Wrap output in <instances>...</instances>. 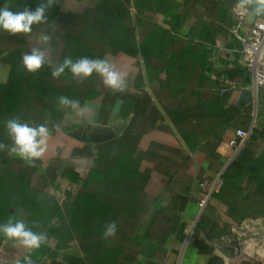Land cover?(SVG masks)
I'll use <instances>...</instances> for the list:
<instances>
[{"label":"trees","instance_id":"1","mask_svg":"<svg viewBox=\"0 0 264 264\" xmlns=\"http://www.w3.org/2000/svg\"><path fill=\"white\" fill-rule=\"evenodd\" d=\"M66 1L57 0L47 10V21L34 25L27 36L0 30V61L9 68L7 80L0 83V129L5 128L6 120L18 118L31 126L45 124L52 133H68L69 129L62 127L65 112L58 108L59 96L78 99L81 105L103 97L98 117L102 122L118 92L105 87L96 74L76 83L67 70L54 79L48 65L36 73L27 72L22 57L30 50L29 40L41 33L51 35L53 64L68 56L73 60L99 57L111 63L108 55L121 52L135 59L140 55L141 61L134 63L139 69L135 88L141 93L136 99L124 100L120 115L123 119L133 115L132 121L121 136L99 144L104 148L94 152L96 157L87 177L81 178L74 169L66 168L70 177L67 173L63 176L80 189L74 200L64 203L62 212L53 198L51 203L36 200L28 211L23 210L32 168L16 156L10 157L6 150L0 151V222L23 219L28 227L46 235L41 245L49 246L55 241L49 254L52 262L48 264H134L144 243L154 238L160 227H168L173 235L184 233L182 212L190 199L193 180L190 152L201 150L205 144L218 146L231 129L246 130L251 116L236 106L234 90L228 88L224 92L222 86L205 76L211 64L198 58L201 45H195L193 39L207 41L212 33L207 29L204 36L191 34L189 40H182L179 33L183 22L175 12L178 5L173 0H89L90 6L77 11L64 10ZM75 1L84 4V0ZM236 1L220 2V21L227 26ZM40 2L5 0L0 7L7 4L12 11L25 7L35 10ZM168 12L171 29L157 31L147 13ZM163 73L165 79L161 78ZM203 89L212 91L208 99L201 98ZM155 129L178 134L184 145H158L140 151L142 137ZM252 133L264 141V128L253 129ZM77 141L87 147L98 146ZM0 142L11 143L7 132L0 136ZM209 159V169L216 170L215 161L219 159ZM144 163L152 168L143 170ZM222 167L220 163L219 169ZM154 172L161 177L159 195L148 192ZM256 178H260L256 190L245 194L247 186L255 185ZM221 180L212 199L234 213L257 203L255 196L264 195V166L259 171H247L234 161ZM109 222L117 224V232L106 239L103 234ZM207 224L211 222L204 212L193 237Z\"/></svg>","mask_w":264,"mask_h":264},{"label":"crops","instance_id":"2","mask_svg":"<svg viewBox=\"0 0 264 264\" xmlns=\"http://www.w3.org/2000/svg\"><path fill=\"white\" fill-rule=\"evenodd\" d=\"M178 6L175 12L180 16L183 24L180 28L179 37L182 40H189L190 35L201 34L205 35L207 29L211 31L207 41L193 39L195 45H201L198 58L207 60L211 67L205 71V76L211 78L214 83L226 89L235 91L233 99L236 106L238 98L244 89H248L252 84L251 75L245 70L242 61V43L235 37L232 30L234 27V19L231 8V21L227 26L225 22L220 21L219 5L221 0H173ZM238 0L234 3V5ZM78 8L90 6L89 0H84V4L76 3ZM233 5V6H234ZM151 18L152 24L157 31H168L172 26L171 13H147ZM254 17V16H253ZM223 28V32H222ZM138 30H141L139 28ZM216 36H215V35ZM153 44V43H152ZM109 60L115 62H123L115 67L122 75L128 73L134 77L133 83L123 92H117L113 95L108 111L102 122H93L95 126H109V118L111 112H116V123L120 120L127 119L121 117V110L124 100L127 97L136 99L141 93V90L135 88L136 79L139 73L135 61H141V56L135 59L124 53L108 55ZM8 70L5 71V80H7L9 68L1 64V67ZM128 65V66H127ZM129 67V70L128 68ZM128 70V71H127ZM162 79L166 78L165 73L161 75ZM234 78V79H233ZM146 90L150 92V86L146 82ZM262 93V104L259 106L255 103L238 107L244 114H250L251 119L249 126L246 129L250 132V137L246 143L239 149L230 147L229 143L235 136V129L229 130L223 138V141L215 146L213 144H205L201 150L190 152V156L194 162L191 169L193 175L192 190L190 199L182 212L183 223L186 225L184 233L170 234L168 227L162 226L154 235V238L148 239L142 246L138 257L134 264H264V195L255 196L256 202H252L255 208L243 207L240 212H232L227 207L216 199H212L214 192H218L222 180L221 175L234 162L241 163L247 171L261 170L264 166V141L257 136L252 135L253 129L263 130L264 128V90ZM260 92L257 100H260ZM212 91L203 89L201 98L208 99ZM103 97L93 102H87L85 105L88 108H98L102 103ZM99 117V113L97 118ZM115 123V124H116ZM129 123V124H130ZM68 145H74L72 139L68 136ZM72 139V140H71ZM181 138L178 134H172L167 131L155 129L144 135L139 143V150L146 152L158 145L181 148ZM85 145V144H84ZM217 157L219 162L215 161L216 170H210V157ZM223 167L219 169V164ZM143 170L152 166L144 163ZM218 171V172H217ZM203 179V181H200ZM255 185L247 186L249 191H255L257 182L260 178H256ZM162 191L161 177L157 173L152 174V178L148 185V192L154 195H159ZM210 197L205 209L202 211L199 203L202 199ZM211 222L202 228L197 237L194 236V230L201 219L202 214ZM235 222H240L236 224ZM193 231V234L188 238L187 234ZM237 234L239 237L240 249H235L231 236ZM48 247V246H47ZM46 246L41 245L39 248L30 249L25 257L18 260H4L0 264H48L44 253ZM232 249L234 250L232 252ZM248 251L249 254L242 253Z\"/></svg>","mask_w":264,"mask_h":264},{"label":"clouds","instance_id":"3","mask_svg":"<svg viewBox=\"0 0 264 264\" xmlns=\"http://www.w3.org/2000/svg\"><path fill=\"white\" fill-rule=\"evenodd\" d=\"M57 0H41L35 10L25 7L23 10L12 11L9 5L0 7V30L10 35L18 36L32 33L34 25H39L47 21V10L50 9ZM240 15L264 16V0H238L235 9ZM51 35L41 33L38 35L34 46L22 57V66L29 73H36L45 65L51 67V75L58 79L66 73L71 74L76 83L96 74L102 79L105 87L123 92L127 88L125 77L115 69L114 65L106 59L90 58L87 56L73 60L71 56L65 57L62 62L53 64L51 55ZM58 108L65 112V119L76 117L80 120H87L90 109L87 105H81L78 99H72L61 95L57 98ZM5 129L11 141L9 145L0 142V151H7L10 157L18 156L29 166H35V162L40 160L47 151L49 128L45 124L31 126L27 122H22L18 118H11L5 121ZM117 232V224L109 222L104 231V238L114 237ZM0 233L10 240L16 241L19 245L27 249H36L46 240L44 233L33 232L23 219L15 221L9 220L0 224ZM29 264L31 262L29 261Z\"/></svg>","mask_w":264,"mask_h":264},{"label":"rangeland","instance_id":"4","mask_svg":"<svg viewBox=\"0 0 264 264\" xmlns=\"http://www.w3.org/2000/svg\"><path fill=\"white\" fill-rule=\"evenodd\" d=\"M5 1V0H3ZM3 1H0V4L3 3ZM12 1H10L11 3ZM75 0H67L64 4V10L68 11L72 9L73 11H77L78 6H76ZM37 36H33L29 40V47L31 48L34 46L35 41L37 39ZM51 59V55H50ZM123 62H115L112 61L111 64L114 65V67L118 64H122ZM1 61H0V82L5 80V75L2 77L3 74H5L3 65L1 67ZM128 66V65H127ZM129 70V67H127ZM115 69L119 71L116 67ZM7 71L8 69L5 68ZM127 70V71H128ZM120 72V71H119ZM127 81V87H130L133 83L134 77L132 74L130 75L129 72L125 73L123 75ZM260 100L259 106L262 104V93L260 92ZM90 112L88 114L87 120H80L76 117H73L72 119H65V116L62 119V127H65L69 129V132H63L60 130L58 133H52L49 132L48 137V147L47 151L44 154V156L35 162V166H31L33 177L31 179V187L26 188V196L24 198V206L23 210H29L31 207V204L36 200H41L47 203H51V198H53L58 203V209L62 212L64 203L68 200H74L77 196L78 190L80 187H78L76 184H74L69 178L63 176L64 174H68L70 177V173L66 172V168H72L76 172H78L81 176V178H86L89 170L91 169V166L93 164V160L95 159L94 152L100 151L104 147L102 145H99L100 143H93L98 145L97 147L92 146H85L83 143H80L79 141H74L72 139H75L71 136L73 132L78 130L79 124H86L90 125L93 124V122L98 121V108H89ZM116 112H111L110 118H109V126H112L116 123ZM90 123V124H89ZM92 132L91 130H89ZM6 133V129H0V136L2 134ZM68 136L72 138V142H74V145H68ZM88 137L90 135L88 134ZM24 165L29 166L24 160L16 156ZM144 168V167H143ZM51 201V202H50ZM12 212H14L12 210ZM56 220V218H55ZM15 221V220H12ZM0 224H4L1 223ZM29 228L33 231L38 233L39 230L35 227ZM2 240V241H1ZM0 263H2L4 260H11L14 261L18 260L22 257H25L30 249H27L21 245H19L16 241L10 240L7 237H5L2 233H0ZM56 244L55 241H52V243L45 249L46 252L44 253V259L48 262H52L49 255L51 250L54 248V245ZM61 258V257H58ZM56 261H60V259L53 258Z\"/></svg>","mask_w":264,"mask_h":264},{"label":"built area","instance_id":"5","mask_svg":"<svg viewBox=\"0 0 264 264\" xmlns=\"http://www.w3.org/2000/svg\"><path fill=\"white\" fill-rule=\"evenodd\" d=\"M235 5L232 8L234 19L232 32L242 43L243 65L252 77V84L249 89L257 100L259 92L264 90V16H254L252 18H249L247 15L242 16L238 13V10H234ZM249 137L250 132L238 129L235 131V136L229 145L234 149H239L246 143ZM209 199L210 197L208 196L200 201L199 207L202 211L205 209ZM192 234L193 231L189 232L187 234L188 238ZM243 254L247 255L249 253L245 251Z\"/></svg>","mask_w":264,"mask_h":264},{"label":"water","instance_id":"6","mask_svg":"<svg viewBox=\"0 0 264 264\" xmlns=\"http://www.w3.org/2000/svg\"><path fill=\"white\" fill-rule=\"evenodd\" d=\"M256 103L258 100L255 99L253 96V92L248 88L242 90L238 101L237 106L242 108L243 106H248L253 103ZM254 103V105H255ZM130 123V119L128 120H120L116 124L112 126H95V125H86V124H79L78 130L73 132L71 136L77 140H82L87 143H103L106 141H110L114 138H117L122 135V133L125 131L127 126ZM85 130V133L83 134V131ZM91 130L92 132H90ZM87 132V133H86ZM88 134L90 137H88ZM231 239L234 241L233 245L235 246V249H240L239 246V237L237 234H233L231 236ZM232 249V252L234 251Z\"/></svg>","mask_w":264,"mask_h":264},{"label":"flooded vegetation","instance_id":"7","mask_svg":"<svg viewBox=\"0 0 264 264\" xmlns=\"http://www.w3.org/2000/svg\"><path fill=\"white\" fill-rule=\"evenodd\" d=\"M85 133V130L83 131V134ZM87 133V132H86Z\"/></svg>","mask_w":264,"mask_h":264}]
</instances>
